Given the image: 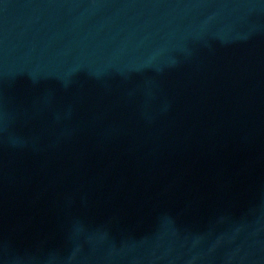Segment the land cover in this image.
I'll use <instances>...</instances> for the list:
<instances>
[{"label":"water","instance_id":"1","mask_svg":"<svg viewBox=\"0 0 264 264\" xmlns=\"http://www.w3.org/2000/svg\"><path fill=\"white\" fill-rule=\"evenodd\" d=\"M0 264H264V0H0Z\"/></svg>","mask_w":264,"mask_h":264}]
</instances>
